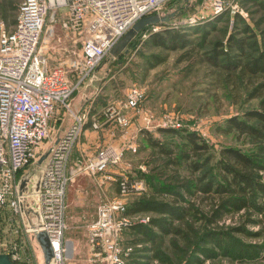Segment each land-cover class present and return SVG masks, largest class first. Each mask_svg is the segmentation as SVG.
<instances>
[{
  "label": "rangeland",
  "instance_id": "rangeland-1",
  "mask_svg": "<svg viewBox=\"0 0 264 264\" xmlns=\"http://www.w3.org/2000/svg\"><path fill=\"white\" fill-rule=\"evenodd\" d=\"M232 7L237 14L232 13L230 9L213 21H209L212 13L210 3L206 0L169 1L159 13L161 16L175 14L170 24L168 23L169 29L193 32L209 22L212 25L204 26V29L192 33L186 48H162L155 44L146 46L145 42L149 39V34H146L140 41H136L128 54L120 59L117 60L114 55L109 54L94 75L75 89L72 101L76 108L87 105L86 101L90 104L88 108L91 106L89 98L95 96L94 108L97 113H101L109 104L123 103L134 87L145 92L139 110L123 112L132 121L129 129H124L115 123L106 125L99 132L89 127V132L97 133L96 136L89 135L86 141L82 138L81 143L86 142L87 146L81 148L78 145L74 150V159L77 160L78 157L93 155L102 146L110 145L125 149V156L119 166L111 169L107 174L95 177L79 175L69 186L65 237L74 247L75 264H91L88 228L97 219L100 204L106 199H116L120 196L118 189L122 176L142 179V175L147 174L157 186V190L161 185L170 186L174 183L171 174L166 176L159 174L162 160L155 158L153 150L144 141L146 134L157 140H172L180 143L177 136L171 137L163 134L161 130L196 132L212 146L217 155L221 148L235 146L252 155L259 164L264 162V152H261L262 142L248 136L239 138L237 133L224 134L217 131L220 124L229 118L247 110L258 109L260 105V100L257 99L246 102V94L238 103L226 82L223 66L230 58L239 56L241 53L239 50H233L227 58L209 59L213 50L217 48V43H226L234 35L236 30L232 32L231 30L238 16L250 26L257 37L255 39L257 47L247 48V56L244 60L258 58L264 52L262 34L264 8L261 0H233ZM18 13L19 0H0V35L5 29H13ZM193 18L203 24L194 28L187 27ZM253 20L258 21L260 25L256 26ZM158 28L159 31L163 27L158 26ZM55 36L58 42L55 39L51 40L44 52L53 65H63L68 70L76 85L77 72L74 70V64L80 61L81 43L69 42L70 39L59 26H56ZM239 37L243 38L246 35ZM249 41L254 42L253 39ZM192 47H195V52L190 51ZM59 118L56 115L50 122L54 138L62 122ZM51 142L52 140L45 142L42 150H48ZM131 145L136 147V152L129 148ZM42 167L33 163L21 176L26 175L28 179H33L34 185H37L41 179ZM186 173L185 168L181 170L182 175ZM260 175L264 183V172H260ZM105 176H110L112 179L104 181L103 184ZM143 180H147V190L142 194L131 196L130 199L154 191L153 187L148 186V179ZM174 191L184 194L187 199L190 198L177 185ZM261 197L256 200V204L264 208V199ZM243 214H245L244 210L235 216H226L219 221L218 226H212L215 231L211 234L206 232L204 221L192 223L196 232V238L193 239L195 247L192 249H190L192 246L189 248L185 237L167 235L161 248L162 259L159 260L153 257L151 246L140 244L136 235L124 234L123 244L126 247L138 245L135 253L140 250L139 257L146 260V264H264V223L259 222L262 220V215L252 214L242 218ZM153 216L155 215L139 214L135 218L141 220ZM7 217L8 213L0 212V252L1 244L8 236ZM158 218L168 219L169 216L159 215ZM247 218L253 221L248 222ZM189 222L192 221L189 219ZM244 223L247 227L245 233L231 230L233 227H241ZM151 228L156 231L154 227ZM201 250H207V253ZM37 256L38 264H44L43 254L39 253ZM196 258H200V261Z\"/></svg>",
  "mask_w": 264,
  "mask_h": 264
},
{
  "label": "built area",
  "instance_id": "built-area-1",
  "mask_svg": "<svg viewBox=\"0 0 264 264\" xmlns=\"http://www.w3.org/2000/svg\"><path fill=\"white\" fill-rule=\"evenodd\" d=\"M169 1L19 0L14 28L0 35V210L8 213L9 226L0 254H8L15 264H38L37 254L42 250L36 232L49 236L55 264H75L74 247L65 237L69 186L79 175L107 174L119 166L125 149L102 146L77 160L74 150L89 127L99 132L115 123L129 129L132 121L123 112L139 110L145 92L134 87L123 103L109 104L101 113L94 108L95 96L88 108V103L76 108L72 96L137 22L160 15ZM232 1L206 0L212 13L209 21L230 9L237 14ZM201 23L193 18L187 27ZM56 26L71 43H81L80 61L74 64L76 85L68 70L53 65L44 52L51 40H56ZM158 29L155 26L152 31ZM56 115L69 120V125L54 138L50 122ZM51 140V147L43 151V144ZM129 148L137 150L134 145ZM42 159L41 179L34 185L33 179L21 174ZM104 179L103 184L112 178ZM146 190L145 180L122 176L120 196L100 204L97 219L88 228L91 264L129 263L138 245L126 247L123 235L136 224L150 221L127 216L129 199ZM25 209L33 215L27 216Z\"/></svg>",
  "mask_w": 264,
  "mask_h": 264
},
{
  "label": "trees",
  "instance_id": "trees-1",
  "mask_svg": "<svg viewBox=\"0 0 264 264\" xmlns=\"http://www.w3.org/2000/svg\"><path fill=\"white\" fill-rule=\"evenodd\" d=\"M261 3L264 8V0H261ZM255 23L256 26L260 25L258 21ZM235 24L231 30V32L236 30L234 35L226 43H217V48L213 50L209 59L212 57L215 60L220 57L227 58L233 50H239L241 52L239 56L230 58L223 66L226 82L238 103L246 94V102L257 99L260 100V105L258 109L247 110L229 118L220 124L217 131L224 134L237 133L239 138L248 136L255 141H260L263 143L261 152H264V52L258 58L245 61L246 49L257 47L255 41L257 37L249 28L250 26L239 16L238 20H235ZM168 25L146 26L130 43L129 51L134 47L136 41H140L146 34H149V39L145 42L146 46L155 44L162 48H186L192 33L204 29V26L208 27L212 23L204 24L193 32L172 30L168 28ZM155 26L163 28L153 32L152 29ZM244 34L246 37H239ZM262 34L264 37V32ZM252 39L254 42L249 41ZM190 51L195 52V47H192ZM123 56L125 53L113 57L118 60ZM161 132L171 137L177 136L181 142L157 140L149 134H146L144 141L153 150L155 158L162 160L159 174L161 176L171 174L174 183L170 186L161 185L157 190V186L148 175H142V179L147 178L148 186L153 187L154 191L142 197L129 199L127 216L134 217L139 214L155 216L149 217L150 221L147 224L140 223L131 227L124 233L125 235H136L140 244H149L153 257L159 260L162 259L161 248L167 235L185 237L189 248L195 247L193 239L196 232L192 223L204 221L206 232L211 234L215 231L212 226H218L219 221L226 216H235L243 210L245 214L242 215V218L252 214H261L262 220L259 222L264 223V208L256 204L259 197L262 196L264 199V183L260 175V172H264V162L259 164L252 155L235 146L221 148L217 155L212 146L196 132L172 129L161 130ZM184 168L187 173L182 175L181 170ZM176 185L179 186V189L184 190L190 198L187 199L184 194L174 191ZM2 211L6 213L4 210H0V212ZM159 215H167L169 218H158ZM189 219L192 222H189ZM246 221L252 222L253 220L247 218ZM151 227H154L156 231L154 232ZM246 228L244 223L241 227H233L231 230L245 233ZM201 251L207 253V250ZM140 255V250H137L131 258L138 261L142 259L139 257ZM196 260L200 261V258H196Z\"/></svg>",
  "mask_w": 264,
  "mask_h": 264
},
{
  "label": "water",
  "instance_id": "water-1",
  "mask_svg": "<svg viewBox=\"0 0 264 264\" xmlns=\"http://www.w3.org/2000/svg\"><path fill=\"white\" fill-rule=\"evenodd\" d=\"M174 13H171L166 16L153 15L147 18H143L134 25V27L124 36V38L119 42V44L114 48L112 54L120 55L121 53H128V46L133 41V39L148 25H159V24H168L171 22V18L174 17ZM43 159L37 165H41ZM22 182L21 189L24 190L26 182ZM27 216L33 215L29 209H25ZM34 227V224H32ZM35 238L38 244L41 247L43 253L44 264H55L54 262V252L49 236L45 232H36ZM0 264H15L8 254H0Z\"/></svg>",
  "mask_w": 264,
  "mask_h": 264
},
{
  "label": "crops",
  "instance_id": "crops-1",
  "mask_svg": "<svg viewBox=\"0 0 264 264\" xmlns=\"http://www.w3.org/2000/svg\"><path fill=\"white\" fill-rule=\"evenodd\" d=\"M14 28V27H13ZM12 30V29H11ZM68 40V39H67ZM70 42V41H69ZM60 43V42H59ZM92 98V97H91ZM91 98H89V100H91ZM88 100V101H89ZM85 104H87V101H86V103ZM89 104V103H88ZM96 105V104H95ZM60 118L59 119H61L62 120V122L59 124V127H58V134H57V136L58 135H60V134H62L67 128H68V125H69V121L68 120H66L64 117H61V116H59ZM91 129V128H90ZM90 130H88L87 129V131H86V133H85V135L83 136V141L85 140L86 141V138H88V136L90 135H93L94 134V136H96V134L97 133H95V132H89ZM87 146V143L85 142L84 144H82L81 143V145H80V147L81 148H83V147H86ZM40 166V165H39ZM118 191H119V189H118ZM70 195V194H69ZM90 253H91V251H89ZM146 263V260H144V259H139L138 261H134V259H130V261H129V263L128 264H145Z\"/></svg>",
  "mask_w": 264,
  "mask_h": 264
},
{
  "label": "bare ground",
  "instance_id": "bare-ground-1",
  "mask_svg": "<svg viewBox=\"0 0 264 264\" xmlns=\"http://www.w3.org/2000/svg\"><path fill=\"white\" fill-rule=\"evenodd\" d=\"M43 254V253H42Z\"/></svg>",
  "mask_w": 264,
  "mask_h": 264
}]
</instances>
